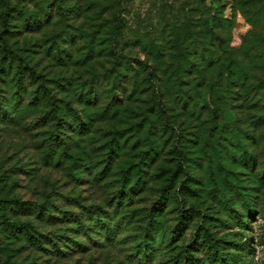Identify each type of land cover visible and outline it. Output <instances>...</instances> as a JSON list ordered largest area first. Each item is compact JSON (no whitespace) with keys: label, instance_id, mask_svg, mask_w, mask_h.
Segmentation results:
<instances>
[{"label":"trees","instance_id":"obj_1","mask_svg":"<svg viewBox=\"0 0 264 264\" xmlns=\"http://www.w3.org/2000/svg\"><path fill=\"white\" fill-rule=\"evenodd\" d=\"M1 2L4 4V8L0 11L1 24L4 27L1 30L3 34L20 31L11 30L10 27L20 28L22 26L30 31H36L35 29L51 25L55 8L58 7L60 13L63 9L62 4L57 3L52 6L51 2H47V0L39 3V13L32 12L33 10L30 8L22 10L19 8L20 1L12 3V0H1ZM34 5L36 6L37 2ZM106 9L110 15L107 31L108 55L114 61L111 62V68H105V74H94L92 79H85L81 85H76L75 87L78 86L81 89H77L76 91L79 93L76 94H80L83 103L97 104V97L100 92L109 93L107 97L110 99L106 106L109 111H112L113 114L130 111L133 113L131 118H135L134 115L139 114L141 117L136 118L137 122L136 120L126 121V126L113 123L109 128L108 138L102 144L104 150L98 152L97 156L89 154L84 148L79 152L93 117L89 115L90 121L85 118L87 121L84 122L83 116L73 107L72 101L67 99L69 95L71 96L70 89H63L60 92L67 91L69 93L68 96L67 94L64 96V100L61 99L62 104H60L59 91L48 86L43 74L27 62L14 49V45L9 44L6 36L0 37L5 40V43L3 41L0 45V123L8 126L14 122L25 123V119L29 115L40 114L39 119L36 118L37 120L33 125L37 128L48 127L43 134L46 142H42V160L45 163L52 165L63 163V167L75 181L82 180L83 173L91 171L94 175L91 178L92 181L100 183L109 184L111 176L117 177L114 194L108 201L111 204V214L100 206L97 208L102 212H96L92 206L88 207L87 210L90 213L87 220L93 222L91 225H85L78 216L81 214L69 210L62 211V216L59 217V214L56 213L57 207L54 204L24 201L9 191L3 194L0 197V231L7 239L5 242L9 244L5 247L7 250H14L10 247L13 242H23L38 249L48 250L57 257H65L70 252L60 248L62 245L58 244L55 238L69 239L68 231L77 230L79 235L84 234L85 230L102 228L106 232L107 240H110L116 237L120 229L119 226L123 222L136 223L135 226L143 223L141 230L151 234L157 229L167 228L166 224L169 222L165 220V216L168 214L166 209L170 204L177 205L170 211L176 209L181 218H178V224L168 228L169 242H175L181 228L185 225V219L195 220L197 216L205 215V209L200 207L199 197H205V199L212 197L216 201H222L224 207L230 209L232 202L236 199L233 190L236 189V192L240 194L239 189L242 187L231 183L229 175L223 178L227 182L225 186L218 184L217 180L210 188L204 187L202 180H200V186L196 184L195 181L199 180L184 164V160L189 159L188 153L191 150L181 148L183 146L190 147L188 144L199 146H197V151H201L200 154L203 153L207 156L205 158L206 167L212 172L215 163L224 168L227 173L232 172V174H239L240 171L236 172V169L230 167V164L241 167L243 172L240 173L256 167L255 182L264 184V159L257 169L259 156L256 150L249 149V147L254 146H249L248 140L249 137H253L255 140L260 135L261 144L264 143V54L256 50L260 41H264V36L254 33L253 37L244 38L239 48L231 46L233 20L225 16L223 6L215 7L211 4L201 10L200 24H198V30L194 35L188 32L184 40L177 35L175 41L179 42L177 50L179 49L180 53L172 54L171 61L161 70L159 75H161L162 85L155 82V77H150L152 78L149 80L152 89L138 88L139 84L136 80L133 90L135 93L132 95L141 93L135 98V101L141 100L143 105L139 106L137 111L131 107L129 98V103L121 109L125 100L119 98L117 89L120 80H122L120 77L125 74L123 65L127 66L126 70H128L131 61L115 45V42H120L124 33L121 24L122 19L116 14L114 6H106ZM19 11H21L22 22L20 21V24L17 25L12 24L10 17L13 16V12ZM68 11H73L74 14L81 13L82 4L70 7ZM60 13L58 14L60 15ZM71 28L73 31H78L75 26ZM71 30H69L70 33L68 30L66 31L68 35H72L74 38V32L72 33ZM188 35H191V38L194 37L192 49L185 45V39H188ZM86 37L90 36L87 35ZM88 42L91 54L82 56V61L85 62H88L89 57L95 51L96 40L90 38ZM55 45L56 47L53 48L55 50L53 51L54 58L63 61L60 64H65L68 58L70 63H76L80 60H74V54L69 49L62 48L57 42ZM122 59H127V61H122ZM15 60L17 62L13 66ZM250 60L254 63L250 62L249 65ZM155 73L158 76L157 71H151L148 75H155ZM139 76V71H135L132 77L137 78ZM27 77L39 82L38 89L29 92L30 99L26 96L28 93ZM95 83L97 84L95 90L91 92L90 89ZM73 85L75 84L71 86ZM153 92L157 94L159 101L153 100L150 94ZM40 94L44 95V100H40ZM149 94L150 98L148 99L147 95ZM143 95L146 96L142 98ZM227 100L232 104L236 114V120L231 123L222 119L224 104ZM42 106L49 107V110L46 112ZM154 129H159V132L162 131L163 137H165L164 133L168 131L162 146L159 141L157 142L153 138ZM259 132L260 134H258ZM220 134L227 135L228 142L226 144L219 138ZM170 144L173 147L171 151H175L179 155L175 167H169L161 160L164 146ZM253 144L257 145L256 142ZM72 145L80 148L79 151L74 152ZM209 145L218 150L217 156L206 148ZM221 145L227 148L226 151L217 149V146ZM144 146L145 148H142ZM237 148L242 152L239 157L236 153ZM197 158H202V156L197 155L193 159ZM187 167L190 168L189 163H187ZM152 168L154 171L151 173L150 169ZM152 181L159 184V198L155 199L150 208L143 210L133 208V205L143 199L140 195L151 189L149 184ZM201 192H207V194L202 195ZM241 194L247 195L245 196L246 199L244 198L245 206L249 210L247 217H253L255 212L251 202L253 194L242 192ZM173 197H176L178 202H173ZM189 198H194L196 201L187 207L188 202L191 201ZM94 211L96 217L91 216ZM232 211L235 210L232 209ZM29 214L35 215L37 222L21 217ZM135 216L138 217L135 218ZM245 216L244 214L235 216V225L241 229L238 234L239 237L233 244L234 248L236 247L235 254L231 252L229 255L228 247L219 243L222 240L217 238L210 228L201 225L199 232L201 240L212 251L213 258L221 260L220 264H238L237 254L246 249V242L250 241L246 234V228L250 221L243 219ZM59 219H63L64 222L73 221L77 225L65 227V232L55 234L54 236L57 237L54 238L41 232L43 223L55 225ZM166 241L165 236L161 234L159 242ZM73 243L80 249L86 247L78 241ZM44 244H50L53 249L50 250ZM146 244L147 240L140 245L141 247L139 246L140 252L137 253V250L135 252V259L138 264H146L145 260L150 261L152 252L148 250V244ZM65 245L67 244L64 243L63 246L65 247ZM5 248L0 246V249ZM71 249L75 250L72 247ZM141 254L144 256L139 257ZM172 260L173 264L180 262L203 264L202 259L194 257L188 252L185 254L178 253L172 257ZM13 264L18 263L14 262Z\"/></svg>","mask_w":264,"mask_h":264},{"label":"rangeland","instance_id":"obj_2","mask_svg":"<svg viewBox=\"0 0 264 264\" xmlns=\"http://www.w3.org/2000/svg\"><path fill=\"white\" fill-rule=\"evenodd\" d=\"M18 1H20L19 8H22V10L30 8L33 10L32 12L39 13V3L41 4L45 0H12V3H17ZM49 1L52 6L57 3L63 6L61 13L58 7L55 8L51 25L35 29L36 31H30L22 26L20 28L10 27L11 30L20 31L6 33L8 34L6 35L1 33L4 27L0 19V37L6 36L10 42L9 44L14 45V49L34 66L38 72L43 74L48 86H52L56 88V91H59L60 104H62L61 99L64 100V96L66 94L67 96L69 95L67 91H64L65 93L60 92L63 89H70L71 96L69 95L67 99L72 101L73 107L83 116L84 122L90 121L89 115L93 117L81 149L71 146L74 152L79 151L78 149L81 152L82 148H84L93 156H97L98 152L100 153L104 150L102 144L108 138V131L113 123H117L119 126H126V121H135L136 118L141 117L139 114L134 115L136 116L135 118H131L133 113L130 111H121L120 114H113L106 107L110 99L107 97L109 93L100 92L97 97V104L83 103L80 94H76L79 93V91H76L77 89L81 90L80 87H75L76 85H81L85 79H92L94 74H105V68H111V62L114 61L108 55L107 31L109 29L110 15L107 13L106 6H114L116 14L122 19L121 24L124 28V33L120 42H115V45L131 61V65L128 66L130 69L126 70L127 66L123 65L125 74L120 77L122 80H120L117 89L119 98L123 101L125 100L121 109L129 103V98L131 107L136 110L143 105L141 100L135 101V98L140 96L141 93L132 95V93H135L133 90L136 80H138V88L147 87V89H152V84L149 82L152 79L150 77H155V82L162 85L161 75H159L161 70L171 61L172 54L180 53L179 49L177 50L179 42L175 41L177 35L181 36L182 40H184L188 32L194 35L198 30V24H200L201 10L211 4L215 7L223 6L225 8V16L233 20L231 46L239 48L242 40L253 37L254 33L264 36V0H47V2ZM35 2H37L36 6L34 5ZM80 4H82L81 13L74 14L73 11H68L70 7ZM3 8L4 4L0 0V11ZM19 12H13V16L10 17L12 24L17 25L20 24V21L22 22L21 11ZM66 24L68 25L66 26ZM113 24L112 18V26ZM115 24H117L116 21ZM72 26L77 27L78 31L71 30ZM66 30L74 32V38L72 35H68ZM87 35L90 37L87 38ZM191 35H188V39H185V45L190 47V49L193 48L194 43V37L191 38ZM90 38L96 40L95 51L90 56L91 58L89 57L88 62H85L82 61V56L88 55V53L91 54L89 51L90 45H88ZM3 41L5 43V40L0 38V45ZM56 42L62 48L69 49L74 54V60H80L76 63L73 61H71L73 63H70L68 58L65 64H60L63 61L55 59L53 53ZM256 50L264 54L263 40L260 41ZM122 61H127V59H122ZM16 62L15 60L13 66ZM250 62L254 63V61L250 60L248 62L249 65ZM260 62L263 61L260 60ZM135 71H139L140 74L137 78L132 77ZM151 71H157L159 77L156 73L149 76L148 74ZM26 81L28 89L26 96L30 99L29 92L37 90L39 82L31 80L29 77L26 78ZM69 81L71 82L69 83ZM72 84L75 85L71 86ZM96 85L95 83L90 89L91 92H94ZM130 93L131 95L129 96ZM93 94L92 97L94 96ZM150 94L154 101H159L156 93ZM150 94L147 95L148 99ZM144 96L146 95H143L142 98ZM44 99V95L40 94V100ZM146 105L149 104L146 103ZM224 105L222 119L228 123L234 122L236 114L232 104L227 100ZM42 108H45L46 112L49 110V107L46 106H42ZM39 117L40 114H32L25 119V123L14 122L10 126L0 123V197L9 191V193L18 195L24 201L54 204L57 207L56 213L59 214V217L62 216V211L64 210L79 213L81 215L78 216L85 225L93 223L87 220L90 213L87 209L90 206L95 208L96 212H102L97 208L100 206L111 214V204L108 201L114 194L117 177L111 176L109 184L100 183L92 181L91 178L94 175L91 171L84 172L82 175L83 179L75 181L63 167V163L60 165L45 163L42 160V142H46L43 134L48 127L37 128L33 125L37 120L36 118L39 119ZM75 123L77 124V122ZM154 131L153 138L157 142L159 141L162 146L167 138L168 131L164 133L165 137H163L162 131L159 132V129H154ZM189 136L194 137L193 135ZM219 138L225 144L228 142L226 134H220ZM260 139V135L255 140H253V137L248 138L249 146H254L249 147V149L256 150L259 156L257 169L264 159V143L262 142L261 144ZM253 142H256L257 145H254ZM188 145L190 147L183 146L181 148L191 150L188 153L189 159L184 160V164L193 176L199 180L195 181L196 184L200 186V180H202L204 182L203 186L210 188L214 181L217 180L218 184L225 186L227 182L223 178L229 175L231 183L242 186L239 189L240 194L236 192V189L233 190L236 199L232 202V208L226 209L222 201H216L212 197L206 199L205 197H199L198 201L201 203V209H205V215L197 216L195 220L185 219V225L181 228L175 242H169L170 234L168 228L174 227L179 222L180 214L178 211L176 209L170 211L176 204H170L166 209L168 214L165 216V220L169 222L166 224L167 228L163 227L162 230H153L154 232L151 234L141 230L143 223L135 226L136 223L132 222L121 223L118 234L114 239L110 240H107L106 232L102 228L85 230L84 234L79 235L77 230L68 231L69 239L55 238L56 242L62 245L60 248L70 252L65 257H57L48 250L38 249L23 242H13L10 247L14 250H7L5 247L9 244L5 242L7 239L0 231V246L5 248L0 249V264H13L14 262L18 264H138L135 259V252L136 250L137 253L140 252V245L145 240H147L148 250L152 252V256L149 258L150 261L145 260L146 264H173L172 257L174 255L178 253L185 254L186 252L202 259L203 264H220L221 260L213 258L212 251L201 240L199 233L201 225L210 228L216 237L222 240L219 243L228 247L229 255L231 252L235 254L236 247L234 248L233 244L241 231L235 225V216L240 214L246 215L243 219L250 221L249 226L246 228V234L250 241L246 242V249L237 254L238 264H264V184L255 182L256 167L240 173L243 172L241 167L230 164V167L235 168L236 172L240 171L239 174H232V172L227 173L224 168L215 163L214 171L212 172L211 169L209 170L206 167L207 161L205 158L207 156L203 153L200 154L201 151H197L199 146ZM142 148H145V146ZM206 148L217 156L218 150L213 148V146L209 145ZM172 149V144H170L165 145L162 151L161 160L169 167H175L178 162L177 158H179L178 153L171 151ZM217 149L224 152L227 148L221 145L217 146ZM236 153L239 157L242 152L237 148ZM197 155L202 156V158L193 159ZM187 163L190 164V168L187 167ZM153 171V168L150 169L151 173ZM149 185L151 189L140 195L143 199L133 205V208L141 210L150 208L155 199L159 198V184L152 181ZM241 192L253 194L251 196V202L255 209L253 217H247L249 210H247L244 200L247 195H242ZM201 194L206 195L207 192H201ZM189 200L191 201L190 203L188 202L187 207L196 201L194 198H189ZM174 201L178 202L176 197H173ZM232 209L235 211H232ZM95 211L91 216H97ZM21 217L37 222L35 215L29 214ZM76 225L77 223L73 221L64 222L63 219H59V222L55 225L43 223L41 232L54 238L57 237L54 236L55 234L65 232V227H74ZM161 234L165 236L166 242H159ZM74 241H78L86 247L80 249L73 243ZM64 243L67 244L65 247L63 246ZM44 246H47L50 250L53 249L50 244H44ZM71 247L75 248V250L71 249ZM137 247L139 248L137 249ZM143 256L144 254L139 255V257ZM178 264L185 263L180 262Z\"/></svg>","mask_w":264,"mask_h":264}]
</instances>
